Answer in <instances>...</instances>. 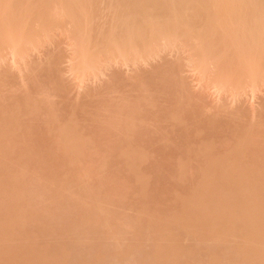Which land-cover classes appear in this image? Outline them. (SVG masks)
Listing matches in <instances>:
<instances>
[{
  "label": "bare ground",
  "instance_id": "obj_1",
  "mask_svg": "<svg viewBox=\"0 0 264 264\" xmlns=\"http://www.w3.org/2000/svg\"><path fill=\"white\" fill-rule=\"evenodd\" d=\"M51 31H59L69 37L71 45L68 42V48L72 46L70 50H73L70 51L72 56H69L76 63L72 62L74 67L69 66L76 70L73 74L77 71L76 74H83L82 78L87 74H94V77L98 70V74L102 72L105 75L100 68L105 70L108 63L117 62L116 58L118 62L120 59L124 61L121 65L135 67L139 61H149L153 56L151 62L157 54L172 49L168 52L181 50L182 55V50L188 51L186 56L189 57L184 55L188 63L182 61L184 66L191 65V68L187 66L191 71L194 68L198 79L205 78L206 82L201 80V83L204 81L211 87L215 85L219 93L224 88L227 89L226 94L230 95V92L235 96L248 87L251 88L249 91L255 92L257 86L264 84V0H0V70L8 57L12 58V67L16 66L14 69L17 68L18 75L28 73L26 68L24 70L25 65L30 76L31 71L37 74L44 67L49 69L44 63H55L56 56L52 57V54L56 49L49 53L51 57L47 61L40 60L44 65L38 63L39 58L37 64L30 62L28 66L29 62L24 63L32 60L26 59L30 57L29 51L43 47L42 38ZM174 54L177 57L173 61L180 59L174 65L168 66L171 60L167 58L163 61H168L165 63L168 67L162 61L160 64L163 67L158 64L160 70L152 69L154 63L149 64L154 70L152 76L142 75L145 71L150 73V69L144 71V68H139L141 72L135 70L136 74L131 71V75L134 74L131 83L115 78L118 73L114 68L112 75L114 69H111L109 75L112 76L108 81L112 85L107 88L109 95L113 93L111 89L116 92L120 85L130 87L137 94L133 98L123 95L119 101L107 106L97 104L94 115L83 108L84 111H81L90 115L84 120L90 123L89 126L93 125L89 127L88 134L81 133L82 128L76 120L78 115H73L78 109L71 102H64V105L67 104L62 110L67 112L64 116L61 109V114L57 112L55 95L64 100L66 98L57 95L68 92L62 91V88H68L66 84L62 87L60 77L57 79V70H52L55 73L49 70L51 73H48L44 68L43 73H39L41 75L37 74V77H44L45 84L40 85L42 80L32 78L35 84L40 81L38 84L42 86L38 88L36 85L34 95L30 90L35 89V84L32 82L33 87L27 86L29 83L24 84L23 75V78L20 74L18 78L21 79H16V84L23 82L22 85H25L19 83L23 88L18 90L8 65L3 72L8 71L6 73L11 77L1 72L0 264H264V97L261 105L258 104L262 108H252V111L249 108L258 115L246 109L252 114L246 113L251 116H248L250 122L244 119L242 112L240 114L244 106L240 110L242 107L238 105V114L234 109L236 107H229L232 104L227 108L233 109L236 114L227 118L228 109L224 112L227 119L223 117L227 121H223L219 112L226 107H220L219 102V108L213 106L214 109L204 104L206 99L201 95L199 98L190 86L193 92H189L185 85L188 82L181 76V70L185 69L184 66L180 68L183 65L181 55ZM25 55L28 57L25 58ZM9 58L6 59L8 62ZM23 59L24 63L21 62ZM18 62L23 68L20 64L18 66ZM98 74L96 76L99 77ZM29 77L26 79L29 80ZM104 83L103 86H106ZM13 88L16 94L14 91L12 97L6 91L13 92ZM224 89L222 93L226 92ZM91 92L88 94L91 95ZM98 92L94 93L96 98ZM158 93L165 95L166 102L172 106L164 115L158 114L162 105L166 104L160 102ZM87 97L85 94L81 99L86 100ZM85 102L87 108L89 102ZM62 104L60 108L64 107ZM204 105L210 107V112L215 110V113L211 112L213 116L205 114L209 109ZM254 116L260 117L258 122ZM35 119L45 122L42 125H45V130L38 129L43 131L41 134L46 129L49 132L46 131L48 137L45 136L47 133L40 135L41 139L47 137L40 140L43 149L39 148L41 145L37 147L38 150H45V155L42 152L40 156L48 158L49 149L57 150L56 143H63L61 145L66 148L60 156V153L52 152L49 158H55L58 163L52 166L46 163L49 169H44V161L47 160L44 156L32 160L37 152L32 145L36 141L32 132H39L33 131L35 129L30 122L34 120L38 125L39 120ZM95 122L99 130L95 128ZM162 123L167 126H162ZM82 124L85 125V122ZM29 128L33 129L31 133ZM191 128L196 133L206 130L208 135L194 141ZM96 129L102 139L97 137L102 154L97 156L95 148V159L90 160L91 148H87L95 144ZM112 130L116 131L118 145L104 140ZM52 133L56 143L52 140ZM25 137L29 140L25 141ZM158 141L166 142L175 149L172 155L165 154L172 160L170 163L167 161L168 167L160 161L164 156L161 158L160 154L158 158L157 149L153 155L156 158L157 153V161L167 167H162L167 175L166 171L159 170L158 173L154 167L153 170L149 164L148 167L144 164L148 159L145 147ZM52 142L54 146L50 148ZM63 148L60 150L63 151ZM85 160L90 161L91 166H85L82 163ZM115 160L120 162V167L114 165L118 167L116 169L122 170H119L122 173L115 170L117 176L111 172L115 167L109 164ZM47 161L52 162L51 159ZM97 161L103 163L94 170L93 163L97 164ZM151 166H154L153 163ZM106 167H111V170ZM146 168H150L149 172L153 170L155 175L163 173L167 176L163 179L164 175H161V179L168 181V185H177L178 193L174 191L172 196H168L166 193L170 194L176 186L172 191L167 190L173 184L166 188L159 177L158 183L155 182L157 185H154V174L151 175L152 181ZM45 170L53 171L49 173L52 176H46ZM95 173L98 177L93 179L91 176ZM109 173L116 177L109 176ZM159 182L163 184L156 187L161 184ZM129 209L134 213L128 212Z\"/></svg>",
  "mask_w": 264,
  "mask_h": 264
},
{
  "label": "rangeland",
  "instance_id": "obj_2",
  "mask_svg": "<svg viewBox=\"0 0 264 264\" xmlns=\"http://www.w3.org/2000/svg\"><path fill=\"white\" fill-rule=\"evenodd\" d=\"M47 35H48V36H46V37H48V40H47L46 37L42 38V40H43L44 43H42L41 45H43V47H41V48L38 47L39 49H38L37 47L34 48L36 52H35V51L33 52L34 49L31 50L33 54L31 53V51H29L28 54H30V55L27 54L28 56H30L29 58H26L27 55H25V58H26L27 60H29V59H32V60H29V61L25 60V61H27V62L24 63V62H23L24 59H25V58H24L21 62L24 63V65H25L26 63L28 64V62H29V64H28V66H29V65H31V64H37V62L39 61L38 63L41 62V63H42V64L40 63L41 65H44V64H45L44 66H47V67L49 66V67H48L49 69H47L46 67L43 66V67L47 70L46 72L49 73V72L52 71V70H55V71L57 70V71H56V77H57V75H58L57 79H59V77H60V79L62 80V81L59 80V82L61 81L60 83L63 82V83H62L63 85L61 84L62 87H64L65 84H66V86H67L66 88L69 89V90H68V89H64L65 87H64V88L61 87V88L63 89L62 91H63V92L65 91V93L68 91L67 94L69 93V96H68L67 94L63 95V94H61L62 92H60V93H58V94H60V95H57V96H62L63 99L66 98V99H64L65 101L62 100V98H60V97H56V95H55V98H56L55 100H56L59 104H58L54 99H52V101L54 100V102L57 103V106L59 105L58 107L56 106V108H57V112H58V113H60V112H59L60 109H61L60 111H62V110L65 108V106H67V104L64 105V102H65V103H68V104H69V102H71L72 106H73V107H76V108L78 109V110H76V112H75L73 115H75V117H76V114L78 115V116L76 117V120L79 122V125H80L81 128H82L81 133H83V134H84V133H87V134H88V133L90 132L89 127H90V126L93 127V125H90V126H89L90 123H89L88 121H85L84 118L87 119V118L90 116L89 114H93V115H94V114H95L94 111H95V109L98 108V106H100V107H101V106H107V105L110 104L111 102L119 101L120 98H121L123 95H126V96H129L130 98H133V97L137 94L135 91H133V89L131 90L130 87H125L124 85H123V86L120 85V86L118 87V91H116V92L113 91V89H111V91H112L113 93H116L115 95H114L113 93H111V95L108 94V92H110V91L107 90L108 85H109V84L112 85V83H111L110 81H108V80H111V79H110V78H111L110 76L114 75V73H115V72H114L115 69H116L117 73L119 74V75H118V74H115V75H116L115 78H119V80H124L126 83H131V82H132V78L134 77V74H136L135 70H138L137 72H139V71L141 72V70H143L142 68H144V71H145V70H149V69H150V65H151L152 63L155 64V65L152 64V69H159V70H160V66H161L160 63H161L163 60H165L166 58H167V60H169V61L171 60V61H170L171 63H170V62L167 63L168 61H167V62H164V61H163L164 64L167 63V64H169L168 66H170V64L174 65V63H175L176 60L173 61V59H174V58L176 59V57H177V56L175 57V54H174V53L177 54V52H179V53L177 54V55H179V54H180V51H181V50H178V51H177L175 48H174V49H175V51H177V52H174V53H172V52L169 53V52H168L169 49H168V50L166 49L167 52H163V51H164V50H163V51H162L163 53L157 54V56H155L156 58L154 57L155 60L152 59L151 62H150V59L153 58V56L149 59V61H145L146 63L143 62V60H142V62L139 61V62H141V63L138 62L139 65H138V64H137L138 66L136 65V66L138 67V69H136L137 67L135 66V67H136V68H135L134 65H132V66H128V65L126 66V64H122V65H121V63L124 62V61H122V59H120L121 62H120V60H119V62H120V64H119V62H118V58H116V59H117V60H116L117 62L115 61L116 63H114L113 61H111V63L113 62V64L111 65L110 63H108V65H109V64L111 65L109 68H107L108 65L105 66L106 68H104V69H105L106 71H105V70H102V69H103V67H102L103 65H101L102 68H100V71H103V73H105V75L101 74L102 72H101L100 74H98V73H99V70H98V71H97V74L100 75L99 77L96 76L97 74L95 73L96 75H95L94 77H92L94 74H92V75H91V74H87L88 76L86 75L85 77L82 78V75H83V74H79L80 76H79L78 74H76V73H78V71H77L75 74H73L74 71H76V70L73 68V67H74L73 63H75V62H73L74 60L71 61V59H70V56H72V55H71L72 53H71L70 51L73 52V50H72V49L70 50V48H72V46H71L70 48H68V44H67V43L69 42L68 40H70L69 37H68L66 34L61 33V32H59V31H51V32H48ZM51 38H53V39H51ZM54 40H56V41L54 42ZM62 40H63V41H62ZM49 41H51V42L53 41L54 43H53V44H52V43H49ZM65 42H66V43H65ZM55 43H57V44H55ZM44 44H45V45H44ZM54 44H55L56 46H55ZM58 44H59V46H58ZM69 44L71 45V42H69ZM39 46H40V45H39ZM54 46H55L56 48H55ZM57 46H58V47H57ZM59 47H60V48H59ZM53 49H54V50L56 49V50H55L56 52H55ZM57 49H58L59 51H58ZM60 49H62V51H61ZM174 49H173V51H174ZM166 50H165V51H166ZM6 51H8V50H6ZM169 51H172V49H170ZM182 51H184V53L182 54L183 56H182L181 54H180V55H181V63H182L183 65H181V64L179 63V64L181 65L180 68H181V67L183 68V66H184V63H183L182 61L188 63V59H186L187 61H185V58H184V55L186 56V54H188V51H185V50H182ZM9 52H10V51H9ZM52 52H55V53L52 54V57H53L54 54H55V56H56V58H55L56 60L54 61L55 63H50L49 65H46V64L48 63L47 60L51 57L50 54H51ZM57 52H58V53L62 52V54H63L64 56L60 53L61 56L59 57L60 54L57 55V54H58ZM5 53H6V52H5ZM41 53H42V54H41ZM43 53H44L45 55H44ZM49 53H50V54H49ZM70 53H71V54H70ZM7 54H8V53H7ZM7 54H4V55L7 56ZM9 54L11 55V53H9ZM9 54H8V55H9ZM73 54H74V53H73ZM10 55H9V56H10ZM69 55H70V56H69ZM158 55H160V56L158 57ZM28 56H27V57H28ZM55 56H54V57H55ZM187 56L189 57V55H187ZM187 56H186V58H188ZM7 57H8V56H7ZM11 57H13V56L11 55ZM45 57H46V58H45ZM66 57H67V58H66ZM157 57H158V58H157ZM8 58H9V57H8ZM8 58H6V59L8 60ZM13 58H14V57H13ZM37 58H39L38 61H36ZM44 58H45V59H44ZM57 58H59L60 61H58ZM62 58H63V59H62ZM71 58H72V57H71ZM73 58H74V56H73ZM179 58H180V56H178V59H179ZM183 58H184V59H183ZM4 59H5V58H4ZM6 59H5V61H4L6 64H5V63H2L3 65H2V70H0V74H1V72H2V73H4V75L6 74L5 76L8 75V77H11V76H9V75H11V74H12V76L14 75V76H15V79H14L15 83H14V85H16L15 87L19 86V89H18V90L22 89V88H23L22 86H25V85H22V84H23V82H22L23 80H24V84L27 85V84L29 83V85H27V86H30V85H31V86L33 87V86H34L33 84H35V83H34V81H33L32 78L37 77V74H38V76L41 75V74H39L41 70L38 71L39 73H37V74H35L34 71H31L32 73H30V74H31V76H30V75H27V74H29V69L27 68V65H25V66L23 65V66H24V70H25V68H26V70L28 71V73H27L26 71H23L22 73H27V74L25 75V74H21V73L19 72V73L21 74V75L19 74L20 77H21V78L24 77V79L21 81L22 83L19 82L20 80L17 81V82H19V83L22 85V86H21V85H18L19 83L16 84V79L18 78L19 75H18V71L16 70L17 68L14 69L16 66H15V67H12L11 62H13V60L10 61L12 58H9V62H8ZM43 59H44V60H43ZM182 59H183V60H182ZM33 60H35V61H33ZM40 60H42V61H45V60H46L47 62H45V63L43 64V62L40 61ZM113 60H114V59H113ZM146 60H147V59H146ZM179 60H180V59H179ZM179 60H178V62H179ZM1 61H2V60H1ZM6 61H7V62H6ZM14 61H15V60H14ZM56 61H58V62H56ZM75 61H76V60H75ZM172 61H173V63H172ZM2 62H3V61H2ZM30 62H31V64H30ZM34 62H35V63H34ZM59 62H61V63H59ZM72 62H73V63H72ZM148 62H150V63H148ZM178 62L176 61V63H178ZM16 63H17V62H15V64H16ZM22 63L20 64V62H18V66H19V64H20V67H22ZM125 63H126V62H125ZM142 63H143V64H142ZM187 63H186V64H187ZM4 64L6 65V67H5ZM9 64H11V66H9ZM15 64H13V66H14ZM40 64H39V65H40ZM53 64H54V66H53ZM56 64H58V65H56ZM69 64H71L73 67H71V65L69 66ZM75 64H76V63H75ZM106 64H107V63H106ZM128 64L130 65V63H128ZM149 64H150V65H149ZM158 64H160V66H158ZM167 64H165L164 66H166ZM186 64H185V65H186ZM7 65H8L9 68H7ZM153 65L156 66V67L154 68ZM187 65H188V64H187ZM187 65L184 66L185 69H184V70L182 69L183 71H182L181 69H180V70H181V72L183 73V74H181V76L184 77L183 80H185V82H186V81L188 82V83H186V84L184 83V84L188 86V90H189V92H191V91L193 90L195 93H197L196 95H197L199 98L202 97V98L206 99V100H205L206 102H204V104L207 103V105L210 106V107H211V106H212V107H213V106H216V108H217L218 104H219V106H220V103H219V102H221V105H222V106H220V107H226V108H225L226 110L220 108V110L222 109V111H220V112H222V113L219 112V116H221L222 118H223V117L226 118V115H227V114H225L224 112L227 111L228 109H229V111L227 112V113H228L227 118H228L229 115L231 116L232 114H236V112L234 113V111H232L233 109L230 110V108H232V107H236L237 109H236V108H234V109L237 110V112H238V114H239V109H240L239 107H242V108L240 109V110H242V109H243V106H244V109H245V110H244V109H243V110H244L245 112H243V110H242V111H240V114H241V112H242V114H244V119L246 118V119L249 121V120H250L249 118H250L251 116H249L248 114L246 115V113H249V112H248L249 108H250V110H251L252 108H253V110H254V108H256V109H257V108H262V107L259 106L258 104L261 105L262 98L264 97V84H261L260 86H257L256 89H255V90H256L255 92H254V91H253V92L249 91L248 89L251 90V88L248 87V88H246L245 90H243L242 92H240V94H239V93H238V94H235V96H233V94L230 93V92H229L230 95L226 94V93H227V89H224V88H223V89L226 90V92H225V93H222V92H224V91H223V89H221L222 92L219 93V88L215 90V85H213L212 82H211V83H212L211 85H213V86L211 87V86L208 85L209 83H207V85L209 86V87H208V86L206 85V83H205V82H206V81L204 80L205 78L203 79L202 77H199V79H198V75L195 74V73H197V72L194 71V68L192 67L193 70L191 71V69H189V67H190L191 65H190V66L188 65L189 67H188ZM18 66H17V67H18ZM168 66H166V67H168ZM20 67H19V69H20V70H23V69H22L23 67H22V68H20ZM54 67L57 68V69H55ZM69 67L72 68V69H74V70H71ZM161 67H163V64H162ZM6 68H7L9 71L11 70L10 72H12V73H11V74L6 73V72H8V71H4V72H3V70H5ZM44 68H43V71L45 70ZM50 68H51V69H50ZM58 68H59V69H58ZM114 68H115V69H114ZM134 68H135V69H134ZM139 68H141V70H139ZM190 68H191V67H190ZM0 69H1V67H0ZM19 69H18V70H19ZM111 69H112V70L114 69V70L112 71ZM152 69H150V70H151L150 73H149V71H145L146 73L143 72L142 75L145 76V77H146V76H152V75H154V73H152V71H154V70H152ZM49 70H50V71H49ZM196 70H197V69H196ZM15 71L17 72V75H16V72H15ZM43 71H41V73H43ZM55 71H52V73H53V72L55 73ZM58 71H59V72H58ZM72 71H73V72H72ZM104 71H105V72H104ZM111 71L113 72V74H112V75H109V74L112 73ZM118 71H119V72H118ZM131 71H134V72H133L134 74H132L133 76L131 75V73H132ZM193 71H194V72H193ZM13 72H14V73H13ZM33 72H34L35 75L33 74ZM36 72H37V71H36ZM61 72H62V73H61ZM109 72H110V73H109ZM178 72H179V71H178ZM181 72H180V73H181ZM50 73H51V72H50ZM58 73H60V74H62V75L59 76ZM107 73H108V76H107ZM123 73H124V75H121V76H120V74H123ZM199 73H200V72H198V74H199ZM85 74H86V73H85ZM125 74H126V75H125ZM137 74H138V73H137ZM22 75H23V77H22ZM24 75H25V76H24ZM33 75H34V76H33ZM74 75H77L78 77L75 78ZM89 75H91V76H89ZM130 75H131V76H130ZM177 75L180 76V74H177ZM195 75L197 76V78H196ZM14 76H13V78H14ZM29 76H30V77H29ZM181 76H180V77H181ZM201 76H202V74H201ZM8 77H7V78H8ZM20 77H19L18 79H21ZM26 77H29V80H28V78L26 79ZM108 77H109V79H108ZM180 77H179V78H180ZM183 77H181V78H183ZM13 78H11V80H13ZM37 78H39V79L42 80V81L40 82L39 79H37ZM37 78H36V79L40 82V83H39V82H38V83L41 85V84L44 82V80H43L44 77L42 78V76H41V77H37ZM85 78H86V80H85ZM5 79H6V77H5ZM25 79H26L27 83L25 82ZM30 79H32V81H31ZM77 79H78V80H77ZM80 79H81V80H82V79L85 80V81L83 82V84H82V81H83V80L81 81ZM196 79H198L199 81L196 80ZM11 80H9V82H10ZM63 80H64V81H63ZM79 80H80V81H79ZM201 80H204V81H205V82L203 81L204 83L202 82L203 84H205V86L201 83ZM28 81H31V83L28 82ZM105 81H108V82H105ZM207 81L210 82L209 80H207ZM32 82H33V84H32ZM64 82H65V83H64ZM79 82H80V83H79ZM104 82H105V83H104ZM183 82H184V81H183ZM38 83L35 84V87H34L35 89L33 88L34 90H30V87H27V86H26L25 88H29V90L31 91V94H33V93H35V91H36V87H37L36 85H38V88H41V87H42V86H40ZM103 83H104L106 86H103ZM106 83H107V84H106ZM43 84H45V83H43ZM80 84H81V85H80ZM188 84H189V85H188ZM110 85H109V88H108V89H110ZM262 85H263V86H262ZM95 86H96V87H95ZM100 86H101V87L103 86V87H102V90H98V88H100ZM187 86H186V87H187ZM189 86H190L191 89H192L191 91H190V87H189ZM20 87H22V88H20ZM32 87H31V88H32ZM105 87H106V88H105ZM258 87H260V88L258 89ZM6 88H7V87H6ZM38 88H37V90H38ZM86 88H87L88 90H87ZM96 88H97V89H96ZM216 88H217V87H216ZM13 89H14V88H13ZM23 90H24V89H23ZM85 90H86L87 92H86ZM91 90H92L91 95H89ZM93 90H95L96 92L99 91L102 95L98 92L97 95H99V96L96 98V94H94V93H96V92L93 91ZM246 90H247V91H246ZM14 91H15V89L13 90V92H10V93H9L8 91H6V93H7L8 95L11 94L12 97H13ZM33 91H34V92H33ZM193 91H192V92H193ZM228 91H229V90H228ZM230 91H231V90H230ZM244 91H246V92H244ZM82 92H83V93H82ZM198 92H199V93H198ZM88 93H89V94H88ZM105 93H107L108 96H107V94H105ZM200 93H201V94H200ZM7 94H6V95H7ZM15 94H16V91H15ZM15 94H14V95H15ZM85 94L88 95V97L86 98V100H84L86 96L84 97V99H81L82 96H84ZM190 94L192 95V93H190ZM193 94H194V93H193ZM231 94H232V95H231ZM11 95H10V97H11ZM33 95H34V94H33ZM66 95H67V97H66ZM157 95H158V96H161V97L159 98V99H160V102H162V103L165 102V103H166V104L162 105L163 107L158 111V114H159V115H164V114H166V113L171 109L172 106L169 105V104L166 102L167 99H166V96H165V95H163L162 93H158ZM199 95H201V97H200ZM203 95H204V96H203ZM237 95H238V96L240 95V96L237 98ZM91 96H92V97H91ZM94 96H95V97H94ZM105 96H106L107 98H105ZM193 96H194V95H193ZM197 96H195V97H197ZM231 96H233V97H231ZM69 97H70V98H69ZM71 97H74V98H72V101H70V100H71ZM93 97L95 98V100H94ZM224 97H225V98H224ZM230 97H231V98H230ZM258 97H261V100H260V98L258 99ZM52 98H54V97H52ZM57 98H58V99L60 98L63 102H61L60 99H59L60 101H58ZM67 98L69 99L68 102H67V100H68ZM92 98H93V99H92ZM234 98H236V99H234ZM87 99H88V100H87ZM99 99H101V100H99ZM82 100L86 101L85 104L87 103V101L89 102V105H87V108H85L86 106L84 105V101H82ZM91 100H92V101H91ZM98 100H99V102H98ZM217 100H218V101H217ZM225 100H226V101H225ZM259 100H260V103H259ZM263 100H264V98H263ZM52 101H51V102H52ZM76 101H77L78 103H76ZM95 101H96V102H95ZM201 101L203 102L204 100L202 99ZM201 101L199 100V102H201ZM207 101H208V102H207ZM222 101H223V102H222ZM228 101H229V102H228ZM80 102H81V103H80ZM93 102H95V103L93 104ZM97 102H98V103H97ZM202 102H201V103H202ZM257 102H258V103H257ZM55 103H54V104H55ZM60 103H63L61 106H64V107H61V108H60ZM82 103H83V105H82ZM201 103H200V104H201ZM209 103H210V104H209ZM216 103H217V104H216ZM222 103H223V104H222ZM227 103H228V104H227ZM240 103H241V104H240ZM250 103H251V104H250ZM76 104H77V105H76ZM87 104H88V103H87ZM92 104H93V105H92ZM97 104H98V106H96ZM224 104H226V106H225ZM231 104H232V105H231ZM252 104H253V105H252ZM262 104H263V102H262ZM55 105H56V104H55ZM75 105H76V106H75ZM91 105H92V107H91ZM201 105H203V104H201ZM207 105H204L203 107H207V108L209 109L210 107H208ZM223 105H224V106H223ZM229 105H231V106H229ZM238 105H239V107H238ZM242 105H243V106H242ZM257 105H258L259 107H258ZM81 106H82V107H81ZM83 106H84V107H83ZM219 106H218V108H219ZM228 106H229L230 108H227ZM93 107H94V108H93ZM245 107H246V108H245ZM67 108H68V107H67ZM67 108H66V109H67ZM83 108H84V110H85L87 113H89V114L83 113V112H82V111H84ZM213 108H214V107H213ZM90 109H91V110H90ZM203 109H205V108H203ZM214 109H215V108H214ZM214 109H213V111H214V113H215V110H214ZM246 109H248V110L246 111ZM256 109H255V110H256ZM64 110H65V109H64ZM81 110H82V111H81ZM205 110H206V109H205ZM205 110H203V111H205ZM216 110L219 111V109H216ZM223 110H224V111H223ZM250 110H249V111H250ZM96 111H97V110H96ZM213 111H212V109H211V112H213ZM230 111L233 112V113H231ZM251 111H252V110H251ZM251 111H250V112H251ZM256 111H260V109H258V110H256ZM262 111L264 112V110H262ZM262 111H260V112H262ZM90 112H93V113H90ZM209 112H210V109H209ZM209 112L207 111V113H205V114H206L207 116H211V114H212V116L214 115L213 113H211V112L209 113ZM229 112H230L231 114H230ZM260 112H259V113H260ZM263 112H262V114H264ZM61 113H62V114H61ZM61 113H60V114L64 116V114L67 113V112H66V111H62ZM78 113H79V114H78ZM217 113H218V112H217ZM251 113H253V112H251ZM251 113H249V114H251ZM254 113H255V115H256L258 112L256 113V112L254 111ZM254 113H253V115H254ZM81 114H82V115L85 114V115H84L85 117L82 116ZM100 114H102V113H100ZM104 114L106 115L107 112H104ZM208 114H209V115H208ZM222 114H223V116H222ZM86 115H87V116H86ZM102 115H103V114H102ZM224 115H225V116H224ZM251 115H252V114H251ZM257 115H258V114H257ZM79 116H80V119H79ZM103 116H104V115H103ZM230 116H229V118H231ZM246 116H247V117H246ZM248 116H249V118H248ZM259 116H261V113H260ZM259 116H257V117L254 116L253 118H258V119H255V120H257V122H258V120L260 119ZM263 117H264V116H263ZM263 117L261 116V118H263ZM82 118H83V120H82ZM217 118H219V117H217ZM224 118H223V119L219 118V119H221V120H223V121H227V120H225ZM227 118H226V119H227ZM253 118H252V119H253ZM39 119H40V118H39ZM39 119H37V120H39ZM42 119H43V118H42ZM242 119H243V116H242ZM242 119H241V121H242ZM252 119H251V120H252ZM35 120H36V119H35ZM37 120H36V121H37ZM40 120H41V119H40ZM40 120H39L40 123L38 122V125H37V123L35 124V121H34V120H33V122L30 121L31 124H32L33 129H35V130H33L32 128H29V129H31V130H30V133L32 132V130L38 132L41 128H42V130H43V129L45 130V125L42 127V125L45 124V122H41V121H44V120H41V121H40ZM231 120H232V119H228V121H231ZM247 120H246V121L243 120V121H244L243 123H247ZM253 120H254V119H253ZM253 120H252V122H253ZM255 120H254V121H255ZM84 122H85V125L82 124V123H84ZM249 122H250V121H249ZM41 123H42V124H41ZM88 123H89V124H88ZM95 123H96V122H95ZM95 123H94V124H95ZM99 123H100V122L98 121V124H99ZM253 123H255V122H253ZM40 124H41V125H40ZM96 124H97V123H96ZM96 124H95V126H96L95 128H97V129L99 128V129H100V127H98L99 125H98V124L96 125ZM83 125H84L85 128L82 127ZM161 125H162V126H167V124H165V123H162ZM40 127H41V128H40ZM36 128H37V130H36ZM95 128H93V129L90 128V129L94 131ZM38 129H39V130H38ZM97 129H96V131L99 130V129H98V130H97ZM42 130H41V131H42ZM28 131H29V130H28ZM41 131H39L40 133H39V132H38V133L35 132V134H34V132H32V134H33V138H34V137L36 138L37 136H39V137H38V138H39V141H38V138H37V139L34 138V140H36V141H38V142H41L40 140H44L45 138H47V137L49 136V135H48L49 132L47 131V129H46V131H47L48 133H47L46 131H44V134H41ZM82 131H83V132H82ZM84 131H85V132H84ZM25 132H26V131H25ZM42 132H43V131H42ZM30 133H28L27 135L29 136ZM45 133H47V134L45 135ZM95 133L97 134L96 137H95V139H96V141H97V140L100 138V137L98 136L99 131H98V132H95ZM32 134H31V135H32ZM52 134H53V138H52V140L55 141L54 143H56V140H55V137H54L55 134H54V133H52ZM115 134H116V131H115V130H112V132L110 133V136H108V137L105 136L106 138H105L104 140H106L107 142H109V143H111V144H116V145H118V142H117V139H118V138H117V136H116ZM34 135H36V136H34ZM40 135H43V136L45 135V136H47V137H45V138L43 137V139H41V138H40V137H41ZM207 135H208V131H206V130H203V129H202L201 131H198V133H196L195 130H194V128H191V137H192V140H194V141H198V140H200V139H202V138H205ZM94 136H95V135H94ZM97 137H99V138H97ZM31 138H32V136L29 137L30 140H31ZM26 139H27V138L25 137V141H28V140H29V139H27V140H26ZM49 139H51V136H50ZM34 140H33V141H34ZM99 140L102 141L101 138H100ZM99 140H98V142H99ZM36 141H34L35 143L32 144V145H33V147H34L35 152H36V150H37V152H36L37 158H36V155H35V157H33L34 159L31 158L32 160H35V161H36V160H39L40 157H43V156L45 155V150H44V151L41 150V149H43V147H42V145H41L43 142H41V143H38V142H37V143H38V145H37ZM96 141H94L95 144L92 143L95 147H92L93 145H91V147L89 146V148H87V149H90V148H91V149L89 150V151H90V152H89V155H90V153H91V156H90V157H92V158H90V157L88 158V159H90V160L95 159V153L93 154V151H94L95 148H96V155H97V156H98V154H99V157H100V154H102V152H101L102 149L100 148V147H101V146H100V143H101V142H99V143L97 142V143L99 144V145H98V144H96ZM25 143H26V142H25ZM25 143H24V146L26 147L27 143H26V145H25ZM31 143H32V142H31ZM59 143H60V142H59ZM56 144H57V145H56V146H57V150H56V151L53 150V151H55V153H57V154H59L60 152H61V153H65L64 150H65L66 148L63 146L64 144H63V143H61V144H63V145L58 144V143H56ZM34 145H35V146H34ZM39 145H41V146H39ZM52 145H53V142L50 144V148L52 147ZM59 145H61L62 148L64 147V148H63V151L60 150V149H62L61 147H60V149H59ZM97 145H98L99 147H98ZM27 146H28V145H27ZM30 146H31V145H30ZM38 146H39V148H40V147H42V148L38 150V149H37ZM53 146H54V145H53ZM56 146H55V147H56ZM161 147H162V150H160ZM54 149H55V148H54ZM98 149H99V151H97ZM156 149H157L156 152L158 153V158H159V155H160V154H161L160 157H161V156H164V157H165V154H166V155H172V154H173V151H175V149L169 147V144H168V143H166V142H160V141H158V142H150L149 145H148L147 147H145V150L147 151L148 159L144 162V164H146V166L149 164L150 166H149V165H148V166H149L150 168H153V167H154V168H155V172H158V173H159V170H160L161 172H162V171L164 172V171H166V169L163 170L162 167H166V166L168 167V164H166V163H168V162L170 163L172 160H169L168 158L165 157V158L161 159L160 161H163V163H165L166 166L162 165L161 162L157 161V160H158V158H157V153H156V158H157V159L155 158V156H153V155H155V150H156ZM91 150H92V152H91ZM38 151L40 152L39 154H37ZM53 151H52V149H49V156H52V155H53V153H52ZM160 151H162V152H160ZM42 152L44 153V155H41V156H40V154H43ZM50 152H51L52 154H51ZM61 153L59 154V156L61 155ZM92 154H93V155H92ZM33 155H34V154H33ZM62 155H63V154H62ZM49 156H48V158H47V157L45 158V156H44V158L47 159V160H48V159H51L52 162H48L47 160H45V161H47V162H45L44 160H43V161H44L45 164H46V163H49V165L51 164V166H52V164H53V163L55 164V162H56L57 160L55 161V158H54V159H53V157H50V158H49ZM93 157H94V158H93ZM60 158H61V157H60ZM62 158H63V157H62ZM86 158H87V156H86ZM161 158H162V157H161ZM40 159H41V158H40ZM42 159H43V158H42ZM57 159H59V157H57ZM153 159H155V160L153 161ZM159 159H160V158H159ZM63 160H64V159H63ZM63 160L60 159V161H63ZM86 160H87V159H86ZM86 160H85V161H86ZM148 160H149V162H148ZM49 161H50V160H49ZM64 161H65V160H64ZM85 161H82V163H83L85 166L89 165L88 162H90V161H88V162L86 161V163H88V164H86ZM165 161H166V162H165ZM167 161H168V162H167ZM65 162H66V161H65ZM92 162H93V161H92ZM97 162H98L97 164H96V162L93 163L94 166H95V167L92 166V167H94V170H96V169H95V168H97L96 166H99L100 163H101V164L103 163V162H101V161H97ZM114 162H115V163H114ZM154 162H155V163H154ZM156 162H157V164H156ZM56 163H58V162H56ZM59 163H61V162H59ZM118 163H120L119 160H118V161H117V160H115V161H111V162L109 163V164H112L113 167H115V168H113V171H111V172H114V174H115L116 176H117L118 174H117V172H116L115 170H117L118 173H122V172H119L120 168H119V170L116 169V168L120 167ZM151 163H153L154 166H151ZM158 163H159L160 167H158V166H159ZM115 164L118 165V167H117V166H114ZM157 165H158V166H157ZM161 165H162V166H161ZM45 166H46V168H44V169H47L48 167H50V166L47 167V164L44 165V167H45ZM89 166H91V164H90ZM148 166H147V167H148ZM157 167H158L159 169H158ZM167 167H166V168H167ZM67 168H68V166H66V169H67ZM106 168H107V167H106ZM150 168H148V169L146 168V171L148 170L147 172L149 173L148 178H150V179L154 178V179L156 180V181H154V185H157V184H155V182L158 183V181H159L158 177L160 178L161 181L167 177V176L165 177V175H164L163 173L160 172L161 175H164V176H162L163 179H161V175H160V174H157V175H158V176H157V175H155V174H156L155 172H154V173L152 172V171L154 170V168H153L152 171L149 172V169H150ZM48 169H49V168H48ZM107 169L111 170V167H110V168H107ZM121 169H122V168H121ZM157 169H158V170H157ZM50 170H52V168H50ZM92 170H93V168H92ZM79 171H80V168H79ZM120 171H122V170H120ZM50 172H51V171H48V170L46 171V170H45L44 173L46 174V176H52V174H51V175L49 174ZM96 172H97V174L99 173V172H98V169H97ZM51 173H53V171H52ZM106 173H108V172H105L104 174H106ZM164 173H166V175H167V171L164 172ZM99 174H100V173H99ZM99 174H98V176H99ZM110 174H111V173H109V176H112V175H113V174H111V175H110ZM152 174H154V175L157 176V177L155 178V176L153 175L152 178H151V175H152ZM94 175H95V176H94ZM94 175L92 174V176H91L93 179H95V177L97 176L96 173H95ZM106 175H108V174H106ZM159 175H160V176H159ZM93 176H94V177H93ZM98 176H97V177H98ZM116 176H112V177H116ZM91 177H90V178H91ZM118 177H119V176H118ZM150 179H149V180L147 179V181L152 182L153 179H152V181H151ZM157 179H158V180H157ZM159 183H161V184H159V185L156 186V187H160V185H162V184L164 183L163 186H165V187L167 188L169 185H172V184H173V186H171V188H170V186H169L170 189L167 188V190H170V191H172V188H173L174 185H175L174 183L168 185V184H166V183H168V181L165 182L164 180H163V183H162V182H159ZM169 183H170V182H169ZM151 184H152V183H151ZM154 185L152 184V187H154ZM175 186H176V187L174 188L175 190L173 189V191L170 193L171 195L169 194V192H168L167 190H166V191H167L168 193H166V191H164V192H165L166 194H168V196H172V193H173L174 191L177 192V191H176V188H178V186H177V185H175ZM136 192L139 193L138 191H136ZM141 192H142V191H140V193H141ZM150 192H151V191H150ZM177 193H178V192H177ZM141 194H142V193H141ZM151 194H154V192H153V193L151 192ZM174 194H176V193H174ZM174 194H173V196H174ZM130 196H131V195H130ZM130 196H129V197H130ZM133 196H134V195H133ZM175 196H176V195H175ZM127 200H129V199L127 198ZM128 212H130V209H129ZM131 212H132V211H131ZM131 212H130V213H131ZM132 213H134V212H132ZM132 213H131V214H132ZM105 250H107V249H105Z\"/></svg>",
  "mask_w": 264,
  "mask_h": 264
}]
</instances>
